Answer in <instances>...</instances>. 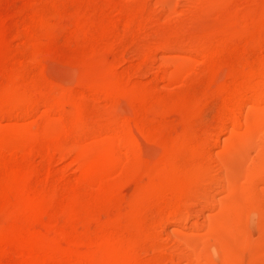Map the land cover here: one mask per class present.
I'll use <instances>...</instances> for the list:
<instances>
[{
	"label": "rangeland",
	"instance_id": "374dc122",
	"mask_svg": "<svg viewBox=\"0 0 264 264\" xmlns=\"http://www.w3.org/2000/svg\"><path fill=\"white\" fill-rule=\"evenodd\" d=\"M0 136V264H264V0H0Z\"/></svg>",
	"mask_w": 264,
	"mask_h": 264
},
{
	"label": "bare ground",
	"instance_id": "6f19581e",
	"mask_svg": "<svg viewBox=\"0 0 264 264\" xmlns=\"http://www.w3.org/2000/svg\"><path fill=\"white\" fill-rule=\"evenodd\" d=\"M92 88V87H91ZM97 88V87H96ZM99 88L101 89V87H98V90H99ZM88 89V88H87ZM93 89V88H92ZM95 89V88H94ZM105 90V88H102V90ZM89 90V89H88ZM101 90H99V92H100ZM230 91V90H229ZM90 92H92V91H90ZM95 92V91H94ZM96 92H97V89H96ZM101 93V92H100ZM102 93H104V94H108V92H102ZM95 94H98V93H95ZM110 94V93H109ZM114 94V93H113ZM227 94H229V93H227ZM256 94V93H255ZM94 95V94H93ZM99 95V94H98ZM111 95V94H110ZM110 95L108 96L109 98H110ZM113 96V95H112ZM115 96V95H114ZM113 96V97H114ZM262 96H263V94H262ZM239 97V96H238ZM115 98V97H114ZM67 99V98H66ZM105 99V98H104ZM68 100V99H67ZM66 100V101H67ZM112 100H113V98H112ZM115 100V99H114ZM56 101V100H55ZM59 101V100H58ZM58 101H56V103L58 102ZM253 101H254V99H253ZM51 103H52V101H51ZM50 103V104H51ZM55 103V104H56ZM60 103V102H59ZM66 103V102H65ZM245 103V102H244ZM53 104V103H52ZM51 104V106H54V105H52ZM63 104V103H62ZM62 104L60 105L59 104V107L61 106L62 107ZM69 104V103H68ZM67 104V105H68ZM71 104V103H70ZM69 104V105H70ZM68 105V106H69ZM234 105H235V103H234ZM56 106V105H55ZM72 106H73V104H72ZM75 106V109L73 108V111L74 110H76V111H79V110H77L76 109V105H74ZM70 107V106H69ZM55 108V107H54ZM66 108V107H65ZM65 108H63V109H65ZM232 108V107H231ZM50 109H53V108H50ZM49 110V109H48ZM56 110H57V108H56ZM59 110H61V109H59ZM52 111V110H51ZM50 111V112H51ZM52 112H54V110L52 111ZM231 112V111H230ZM237 112V111H236ZM21 113V112H20ZM57 113V111L55 112V114ZM62 113H65V112H62ZM77 114L79 113V112H76ZM75 113V114H76ZM232 113V112H231ZM240 113V112H239ZM66 114V113H65ZM65 114H64V116H65ZM74 114V115H75ZM20 115V114H19ZM57 115V114H56ZM231 115H233V114H231ZM16 116V115H15ZM63 116V115H62ZM68 116H70V115H68ZM234 116V115H233ZM14 117V116H13ZM70 117H72V116H70ZM58 118H59V116H58ZM73 119H74V117H72ZM76 118V117H75ZM126 118V117H125ZM235 118V117H234ZM237 118V117H236ZM63 119V118H62ZM66 119V118H65ZM233 119V118H232ZM11 120V119H10ZM13 120H14V118H13ZM125 120V119H124ZM125 121H127V120H125ZM233 121V120H232ZM131 122V121H130ZM238 122V121H237ZM234 123V122H233ZM124 124V123H123ZM120 125V124H119ZM233 125H236V123L235 124H233ZM239 125V124H238ZM123 126V125H122ZM120 127V126H119ZM62 127H58L57 129H55L54 131H52V132H50V131H48L47 133H45V137H47L48 139H51V141L52 140H56L57 141V139L58 140H60L59 138H60V136L61 135H63L62 133H63V129H61ZM72 128V127H71ZM77 128H78V126H77ZM80 128V127H79ZM132 128V127H131ZM123 129V128H122ZM125 129V128H124ZM123 129V130H124ZM79 130V129H78ZM120 130V129H119ZM131 130V129H130ZM69 131V130H68ZM44 132V131H43ZM71 133H70V135L73 133L72 131H70ZM117 132V131H116ZM131 132V131H130ZM76 134V133H75ZM123 134V133H122ZM128 134V133H127ZM69 135V136H70ZM115 135V134H114ZM119 135H121V134H116L114 137H111L109 140H107L106 141V143H107V145H106V147H105V149H103V151H102V154H103V156L107 159V160H105V159H101V158H99V157H96V156H87L86 158L84 157H82V156H80V158H79V165H80V174L82 175V178L84 179V180H86L87 182H89V183H93L94 185L95 184H98V183H100V181L103 179V180H105V178L107 177V178H110L112 175V173L119 167V162L114 158V155H115V153H116V151L119 149V150H124L126 153H127V155H129V157L131 156V154L132 153H134L135 151H137L138 149H139V144H138V142L136 141L137 139L132 135V133H131V135H127V136H123V135H121V136H119ZM68 136V135H67ZM74 136V135H73ZM79 136V135H78ZM75 137H76V135H75ZM45 139V138H44ZM61 139H62V136H61ZM49 141V140H48ZM61 141V140H60ZM35 142H37V141H35ZM50 142V141H49ZM7 145V143L5 142V140L3 139V137L2 136H0V150H7V151H9V150H14V149H16V147L17 146H15V145H11L10 147H7L6 146ZM54 148V147H53ZM59 148V147H58ZM51 151H52V149H51ZM50 151V152H51ZM54 151V150H53ZM55 151H56V149H55ZM139 151V150H138ZM141 151V150H140ZM2 152V151H1ZM10 152V151H9ZM12 152V151H11ZM124 152V153H125ZM4 153V152H3ZM26 153V152H25ZM138 154H140V153H138ZM137 156V155H136ZM135 157V156H134ZM111 175V176H110ZM108 176H110V177H108ZM12 177V176H11ZM12 180V179H11ZM13 181V180H12ZM83 181V180H82ZM17 182V181H16ZM102 183V182H101ZM20 184V183H19ZM1 185H3V184H0V186ZM5 185V184H4ZM9 185V184H8ZM97 186V185H96ZM2 187V186H1ZM5 187H6V185H5ZM10 187V186H9ZM8 187V188H9ZM98 187H100V186H98ZM6 189V188H5ZM20 189V188H19ZM18 189V190H19ZM4 190V189H3ZM8 190V189H7ZM6 190V191H7ZM15 190V189H14ZM13 190V191H14ZM5 191V192H6ZM9 191V190H8ZM15 191H17V190H15ZM14 191V193H16L17 194V192H15ZM22 191V190H21ZM1 192V191H0ZM2 194V193H1ZM20 193H18L17 195H19ZM22 194V193H21ZM23 195V194H22ZM26 199V198H25ZM25 199H23V200H25ZM21 200V199H20ZM19 200V201H20ZM24 201H22V204H24L23 203ZM20 203H21V201H20ZM26 203H28V201H26ZM168 203V202H167ZM21 204V205H22ZM163 205V204H162ZM24 206H25V204H24ZM24 206H23V208H24ZM28 206H29V204H27V208H28ZM165 206H167L166 204L164 205V208H166ZM25 207V208H26ZM158 208L160 207V204H159V206H157ZM157 207H156V209H157ZM161 207H163V206H161ZM160 207V208H161ZM159 208V209H160ZM178 208V207H177ZM33 209H35V207L33 208ZM167 209V208H166ZM165 209V210H166ZM29 211V210H28ZM31 211H33V210H31ZM157 211V210H156ZM35 212H37V211H35ZM161 212V211H160ZM28 213V212H27ZM33 213V212H32ZM166 213H167V211H166ZM35 214V213H34ZM29 215V214H28ZM158 215V214H157ZM34 216H36V215H33V217ZM38 216H40L39 214H38ZM30 217H32L31 215H30ZM25 218V217H24ZM35 219V218H34ZM25 221V220H24ZM28 229V228H27ZM21 231V230H20ZM30 231V230H29ZM16 232H18V231H16ZM19 233H21V232H19ZM24 234V233H23ZM26 234V233H25ZM32 234V233H31ZM17 235V234H16ZM22 235V234H21ZM34 235V234H33ZM18 236V235H17ZM20 236V235H19ZM29 237V236H28ZM27 238V237H26ZM20 239V238H19ZM19 239H17V240H19ZM23 240V239H22ZM24 241V240H23ZM27 241V240H26ZM12 242V241H11ZM20 242V241H19ZM33 242V241H32ZM82 242H83V240H82ZM15 243V242H14ZM28 243V242H27ZM30 243V242H29ZM100 243H104L103 241L102 242H100ZM24 244H25V242H24ZM33 244V243H32ZM99 244V243H98ZM26 245V244H25ZM31 245V244H30ZM29 245V246H30ZM74 245V244H73ZM108 245V244H107ZM34 246V245H33ZM57 246V245H56ZM55 246V247H56ZM69 246H71V245H69ZM98 246V245H97ZM100 246V245H99ZM101 246H103V245H101ZM28 247V246H27ZM27 247L25 248V249H27ZM37 246H35L34 248H36ZM44 247V246H43ZM51 247V246H50ZM54 247V246H53ZM59 247V246H58ZM105 247V246H104ZM107 247V246H106ZM39 248V247H38ZM37 248V249H38ZM52 248V247H51ZM57 248V247H56ZM61 248V247H60ZM66 248V247H65ZM25 249H22L21 251H23V250H25ZM31 249H32V247H31ZM39 249H41V246H40V248ZM47 249H49V248H47ZM59 248H57L56 250H58ZM63 249V248H62ZM27 250H29V249H27ZM42 250V249H41ZM44 250H46V249H44ZM50 250V249H49ZM48 250V251H49ZM52 250H54V249H52ZM65 250V249H64ZM47 251V250H46ZM51 251V250H50ZM67 251V250H66ZM68 251H70V250H68ZM37 252H40V251H37ZM36 252V253H37ZM41 252H43V251H41ZM35 253V252H34ZM47 253V252H46ZM73 253V254H72ZM2 254V253H1ZM37 254H39V253H37ZM71 254L72 255H74V254H76V253H74L73 251L71 252ZM105 254V253H104ZM109 254V253H108ZM108 254H107V252H106V255L108 256ZM27 255V254H26ZM35 255V254H34ZM45 255V254H44ZM80 255H82V254H80ZM79 255V257H81ZM84 255V254H83ZM90 255V254H89ZM110 255V254H109ZM30 256V255H29ZM48 256V255H47ZM51 256V255H50ZM60 256V255H59ZM69 256V255H68ZM86 256V255H85ZM111 256H113V254L111 255ZM25 257V256H24ZM36 257H37V255H36ZM43 257V256H42ZM41 257V258H42ZM52 257V256H51ZM50 257V258H51ZM54 257V256H53ZM77 257V256H76ZM92 257V256H91ZM26 258H29V257H26ZM26 258H24L26 261H27V259ZM72 258V257H71ZM82 258V257H81ZM86 258H88V259H90L89 257H86ZM36 260H38L37 258H35ZM68 259V258H67ZM44 260V259H43ZM43 260L41 261V262H43ZM45 260H46V258H45ZM78 260H80V259H78ZM84 260V259H83ZM86 260V259H85ZM40 261V260H39ZM69 261V260H68ZM67 261V262H68ZM122 262V259H120L119 260V262ZM56 262V261H55ZM54 262V263H55ZM66 262V263H67ZM70 262V261H69ZM73 262V261H72ZM84 262V261H83ZM86 262V261H85ZM89 262V261H88ZM26 263V262H25ZM29 263V262H28ZM90 263V262H89ZM34 264H36V263H34ZM38 264V263H37ZM43 264H44V262H43ZM61 264V263H60ZM70 264V263H69ZM78 264H80V262L78 263ZM87 264V263H86ZM93 264V263H92ZM105 264V263H104Z\"/></svg>",
	"mask_w": 264,
	"mask_h": 264
}]
</instances>
